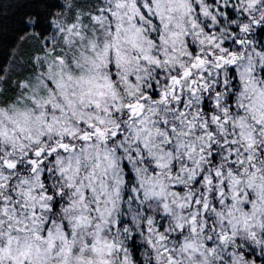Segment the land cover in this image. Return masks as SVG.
Returning a JSON list of instances; mask_svg holds the SVG:
<instances>
[{
  "label": "snow or ice",
  "instance_id": "6c2138e0",
  "mask_svg": "<svg viewBox=\"0 0 264 264\" xmlns=\"http://www.w3.org/2000/svg\"><path fill=\"white\" fill-rule=\"evenodd\" d=\"M0 264H264V0H0Z\"/></svg>",
  "mask_w": 264,
  "mask_h": 264
},
{
  "label": "trees",
  "instance_id": "16d2710c",
  "mask_svg": "<svg viewBox=\"0 0 264 264\" xmlns=\"http://www.w3.org/2000/svg\"><path fill=\"white\" fill-rule=\"evenodd\" d=\"M2 55H3V46L0 45V56H2Z\"/></svg>",
  "mask_w": 264,
  "mask_h": 264
}]
</instances>
